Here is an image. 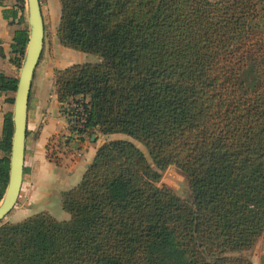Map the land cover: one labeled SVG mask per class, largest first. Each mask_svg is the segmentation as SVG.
I'll use <instances>...</instances> for the list:
<instances>
[{
    "label": "trees",
    "instance_id": "1",
    "mask_svg": "<svg viewBox=\"0 0 264 264\" xmlns=\"http://www.w3.org/2000/svg\"><path fill=\"white\" fill-rule=\"evenodd\" d=\"M59 1L61 45L100 62L56 71L58 100L88 101L79 137L128 139L102 145L63 194L69 221L41 213L0 225V264H253L264 238V0ZM25 6L10 12L22 26L11 46L20 70ZM17 86L0 73V96ZM13 136L7 113L0 203ZM170 167L191 201L158 187Z\"/></svg>",
    "mask_w": 264,
    "mask_h": 264
},
{
    "label": "crops",
    "instance_id": "2",
    "mask_svg": "<svg viewBox=\"0 0 264 264\" xmlns=\"http://www.w3.org/2000/svg\"><path fill=\"white\" fill-rule=\"evenodd\" d=\"M16 4L17 0H0V48L3 50V56H0V73L18 80L20 69L11 62L14 57L11 53L14 34L22 28L10 17ZM40 5L45 29L44 49L35 70L29 99L22 188L16 206L4 219L3 223L8 224H18L41 213L48 214L59 222L69 221L70 215L62 207L63 194L82 182L98 149L111 141L108 140L110 136L85 135L72 138L67 147H57L59 138H68L71 130L63 114L64 105L59 102L56 94L55 73L73 65L92 63L93 59L92 55L64 47L59 42L60 1L40 0ZM5 12L9 18L5 16ZM23 62L24 59L22 64ZM96 62L99 63L100 60L97 59ZM13 95L15 94L8 93L0 96V138L5 114L14 112L12 104L6 102L7 99L15 100ZM53 152L57 153L59 165L49 158ZM263 240L264 238L257 245Z\"/></svg>",
    "mask_w": 264,
    "mask_h": 264
},
{
    "label": "water",
    "instance_id": "3",
    "mask_svg": "<svg viewBox=\"0 0 264 264\" xmlns=\"http://www.w3.org/2000/svg\"><path fill=\"white\" fill-rule=\"evenodd\" d=\"M25 1L28 8L30 38L15 93L14 136L10 158V175L7 190L0 203V223L14 209L20 196L24 175L29 99L35 70L44 49L45 29L40 0ZM93 140H95V137Z\"/></svg>",
    "mask_w": 264,
    "mask_h": 264
},
{
    "label": "rangeland",
    "instance_id": "4",
    "mask_svg": "<svg viewBox=\"0 0 264 264\" xmlns=\"http://www.w3.org/2000/svg\"><path fill=\"white\" fill-rule=\"evenodd\" d=\"M211 1H217V0H211ZM24 17H25V22L23 25L30 31V26L28 23L27 6H25ZM51 33L52 32H50V35H49L50 42L52 40ZM91 57L93 59L91 62L97 63L96 60L99 58L94 55H92ZM20 73H21V70L19 71V75ZM11 108L14 110V106L11 105ZM117 139H128V138L124 136H119V135L110 136L108 138V140H117ZM135 144L147 155L145 148L141 144L137 142H135ZM157 185L158 187H165V188L171 189L177 196H179L183 200H186L188 202L191 201V192L189 188V182L187 178L175 167H170L165 172H163L162 178ZM3 222L4 221H2L0 225L4 224ZM251 257H252L251 260L253 264H264V240L260 243V245H256L255 249L251 253Z\"/></svg>",
    "mask_w": 264,
    "mask_h": 264
},
{
    "label": "built area",
    "instance_id": "5",
    "mask_svg": "<svg viewBox=\"0 0 264 264\" xmlns=\"http://www.w3.org/2000/svg\"><path fill=\"white\" fill-rule=\"evenodd\" d=\"M88 101L79 98L74 102H70L63 106V114L66 117L71 134L67 139L78 137V131L83 130L86 126V121L88 118ZM73 130V131H72ZM80 156V154H78Z\"/></svg>",
    "mask_w": 264,
    "mask_h": 264
}]
</instances>
